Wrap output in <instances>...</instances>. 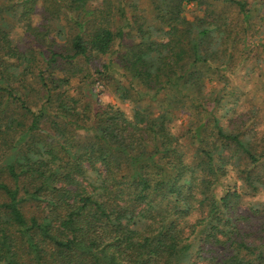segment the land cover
Segmentation results:
<instances>
[{"label": "trees", "instance_id": "trees-1", "mask_svg": "<svg viewBox=\"0 0 264 264\" xmlns=\"http://www.w3.org/2000/svg\"><path fill=\"white\" fill-rule=\"evenodd\" d=\"M93 1L0 0V264H264V241L252 246L238 238L230 202L242 194L217 196L230 166L264 159V133L226 128L204 93L207 65L221 57L206 44L218 49L235 33L236 49L231 16L238 9L248 18L247 3L223 0L218 9L220 0H205V16L191 23L182 7L200 0H161L168 5L158 4L155 25L133 19L136 37L126 43L124 29L113 30L98 8H88ZM40 3L71 30L65 53H44L36 91L25 80L33 78L32 58L11 36L21 27L49 37L50 26L43 34L33 24ZM105 57L98 73L109 74V87L132 115L114 105L93 112L68 90L91 77L79 62ZM43 91L47 104L34 112L26 94ZM174 110L187 115L192 160L175 132ZM244 173L255 192L264 187V177ZM229 243L230 254L210 255Z\"/></svg>", "mask_w": 264, "mask_h": 264}, {"label": "rangeland", "instance_id": "rangeland-1", "mask_svg": "<svg viewBox=\"0 0 264 264\" xmlns=\"http://www.w3.org/2000/svg\"><path fill=\"white\" fill-rule=\"evenodd\" d=\"M204 1L185 2L182 7L183 17L191 23L195 22L196 18H203L209 6V4L203 5L202 2ZM220 1L221 4L217 8L224 9L226 3H223V0ZM239 1L247 3L248 10L244 14H248V18H245L238 9L235 10L234 15L231 14L233 15L231 16L233 17L231 18L232 21L235 24L237 23L238 26H231L238 34L237 48L235 49L233 45L235 33L226 42L223 43L221 40L218 49L217 44H206L207 51L212 53L214 51L212 49H215L217 50L215 52L221 53V57L213 61L212 66L207 65V86L205 85L204 93L207 94V104L210 110L215 108L219 120L226 128L228 126L235 128L239 125H246L253 130L252 134L258 133L261 136L264 133V0ZM161 2V0H108V3L103 5L101 0H97L91 2L88 8L91 10L98 8L99 13L106 19L107 24L115 31L120 30V28L124 29L126 37L130 38V41L125 40V42L132 43L133 38L136 37L137 25L129 23L143 16L141 21H145L147 25H155L158 4H161ZM162 3L164 7L168 5L165 2ZM35 10L33 16L34 26L39 27V31L43 34L47 30L46 26H50L49 37L37 39L27 33L25 29L18 27L12 31L11 43L20 50L24 57L32 58L33 78L28 77L25 80H28L29 84L31 83L32 87L38 91L40 86H38L37 82H39V79L36 76L40 68L44 70L46 67L44 53L47 55L50 49L65 53L64 44L69 38L71 29L65 21H62L61 16L58 22L51 20L48 17L50 12L44 6V3L43 5L40 3ZM243 19L246 20V23ZM158 28H162L165 32L167 31L163 25ZM163 36L164 34H160L152 38L153 41H158ZM214 40L216 42L215 35ZM33 55L35 57H32ZM221 59H225L226 63L221 64ZM10 61L11 59H9ZM108 63L109 58L107 57L97 61L92 60V63L88 64L84 61L79 62L77 65L84 70L85 76L91 77H88V79L80 77L73 80L68 90L72 94L78 95L82 102L85 103L83 105L89 104V109L93 112L102 107L114 105L125 109L129 115H132V106L129 103L119 101L113 92V88L109 87L107 81V75L109 74L101 75L98 73L105 72L102 66ZM219 65L221 68L217 69ZM59 69L62 71L64 65H61ZM221 69L223 70L219 72ZM116 70L119 73L117 76H121L123 72L119 68H116ZM110 74L114 73L111 72ZM89 82H93V84L87 87L86 85ZM26 95L34 112H39L47 104L44 91L34 92L32 95L30 94L31 96ZM157 104L159 105V103ZM183 112L185 111L174 110L175 117L178 119L175 132L181 138L182 150L192 160L195 154L196 142L192 136L186 134L189 131V126H187L186 121L187 115H180ZM50 122L51 119H45L43 127H49ZM249 170H252L256 176L264 177V159L254 165L250 161L241 162L236 169L230 166L228 176L222 178L221 183L217 186V196L221 197L229 193L242 194L239 198L233 197L230 204L234 208L233 211L236 212L235 219L240 220L241 231L238 238L253 246L257 244V241L258 243H260V240L264 241V215L260 211L264 208V187H260L255 192L248 184L244 183L242 179L246 174L244 171ZM230 245L231 243L226 246L214 247L215 251L210 255H217L223 250L225 255H228L230 250L227 248Z\"/></svg>", "mask_w": 264, "mask_h": 264}]
</instances>
